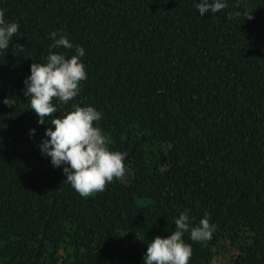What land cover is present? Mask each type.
<instances>
[{
  "label": "trees",
  "instance_id": "1",
  "mask_svg": "<svg viewBox=\"0 0 264 264\" xmlns=\"http://www.w3.org/2000/svg\"><path fill=\"white\" fill-rule=\"evenodd\" d=\"M264 264V0H0V264Z\"/></svg>",
  "mask_w": 264,
  "mask_h": 264
},
{
  "label": "rangeland",
  "instance_id": "2",
  "mask_svg": "<svg viewBox=\"0 0 264 264\" xmlns=\"http://www.w3.org/2000/svg\"><path fill=\"white\" fill-rule=\"evenodd\" d=\"M219 264H223V262H220Z\"/></svg>",
  "mask_w": 264,
  "mask_h": 264
}]
</instances>
